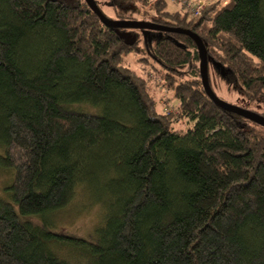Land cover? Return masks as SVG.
<instances>
[{"label": "trees", "instance_id": "1", "mask_svg": "<svg viewBox=\"0 0 264 264\" xmlns=\"http://www.w3.org/2000/svg\"><path fill=\"white\" fill-rule=\"evenodd\" d=\"M138 3L149 1L103 6L128 21ZM162 14L151 21L203 42L211 90L213 74L264 103V0L213 2L196 23ZM126 31L139 40L84 0H0V170L13 173L0 264H264V128L213 104L196 44L175 33L144 42L176 103L159 112L122 66L140 51ZM84 186L102 227L88 240L53 233L45 220Z\"/></svg>", "mask_w": 264, "mask_h": 264}, {"label": "rangeland", "instance_id": "2", "mask_svg": "<svg viewBox=\"0 0 264 264\" xmlns=\"http://www.w3.org/2000/svg\"><path fill=\"white\" fill-rule=\"evenodd\" d=\"M148 1L149 3L145 4L138 3L136 5L138 12L132 16L134 19L128 21L147 22L156 26L165 27L164 25H161L159 23L152 22L151 19L157 20L160 17V19L169 21L170 18L168 17V15L162 14V12H166L167 14H173L171 16L172 18H174V21L176 20V13H179L181 18H185L184 21L196 23V21L201 16L202 12L207 8V6L219 0H164V6L162 8L159 7L158 10L156 9V7H154L157 6L158 0ZM97 2L100 8H102L104 14L108 17L107 19L118 22H124L123 20H118L112 8H106L103 6L105 0H97ZM149 16L154 17L149 18ZM188 28L189 29H180L192 32L190 30L191 28ZM124 30L130 29L127 28ZM133 30H136L137 34L139 35V40H136L135 38L134 40L135 42L137 41L136 45L138 46L140 51H134L129 53L128 55H124L122 57L124 58V63H122V66L127 68L129 72H131L133 75L137 77L139 76V78H144L147 81V84L149 85V88L151 90L150 93L158 100L159 112L174 111L176 103L171 95L172 93H169L166 88H162L159 86L161 80L157 79L158 77L154 75L155 73H157L155 72V70L159 67H157V64L152 62L151 58L145 50L144 44L145 41H155L157 34L161 35L163 33L168 32H160L155 30H145L143 32V30L140 29ZM128 34L130 33L127 32V34L122 35ZM211 77L212 90L218 99L229 105L237 106L239 108L254 112L264 117V103L261 104L255 101H248L238 91L232 89L231 87H228L225 82L220 80L217 76L212 74ZM188 126H190V123L186 124V122H184L182 127L187 128ZM12 179L13 173L11 171L0 170V198L10 200L8 192H6L4 189H6V187L10 185ZM83 189L86 192V199L83 197ZM95 196L96 195L94 190L92 191L91 188H88L87 186H84V188H77L69 205H67L64 209L58 211L59 213L56 215L57 217L53 218V216H49L47 221L45 220V222L49 223L50 230L56 234H67L73 237H78L86 240H88L89 237H95L97 229L102 227V218H100L99 215L101 212L100 207L97 205L90 204L95 199ZM88 204L90 205L87 206ZM35 218L37 223L44 222V220L42 221L40 217Z\"/></svg>", "mask_w": 264, "mask_h": 264}, {"label": "water", "instance_id": "3", "mask_svg": "<svg viewBox=\"0 0 264 264\" xmlns=\"http://www.w3.org/2000/svg\"><path fill=\"white\" fill-rule=\"evenodd\" d=\"M84 1L89 6L91 11L96 16H98L101 23L107 27L115 28V29H127V28H129V29H140V30H143V32L145 30H155V31H160V32L181 34V35H185V36H188L189 38H191V40H193L194 43L196 44L198 54L200 57L199 74H200L201 84H202V88L204 90L205 95L219 109H221L225 112L234 114L236 116H239L243 119L249 120L250 122L257 124V125L264 128V117L254 113V112L239 108L237 106L229 105V104L221 101L220 99H218L216 97V95L212 92V90L209 86V83H208L206 50H205L203 42L201 41V39L197 35H195L194 33L190 32V31L184 30V29L156 26L154 24L147 23V22H134V21L118 22V21H113V20L105 18L102 15V13L99 11V9L97 8V6L93 0H84ZM122 37L124 38V42L126 45L132 46L135 42L134 38H130L129 35H122Z\"/></svg>", "mask_w": 264, "mask_h": 264}]
</instances>
